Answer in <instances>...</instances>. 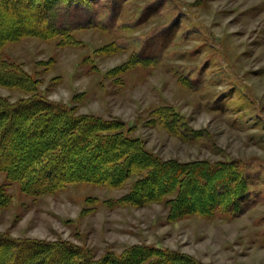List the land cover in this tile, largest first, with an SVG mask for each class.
<instances>
[{"label":"rangeland","instance_id":"rangeland-1","mask_svg":"<svg viewBox=\"0 0 264 264\" xmlns=\"http://www.w3.org/2000/svg\"><path fill=\"white\" fill-rule=\"evenodd\" d=\"M113 4H90L101 8L99 21L82 31H74L86 24L77 12H58L55 22L70 27L64 33L74 46L26 37L6 43L4 58L37 78L48 100L76 108L77 116L123 121L164 160L242 162L250 201L242 215L172 222L163 205H116L129 187L111 189L72 176L53 193L34 196L1 172L8 203L0 209V233L71 242L97 259L145 245L200 264H264V0ZM141 53L147 61H129ZM0 97L14 103L30 95L0 86ZM160 108L196 133L181 129L185 140L171 136L154 115Z\"/></svg>","mask_w":264,"mask_h":264},{"label":"trees","instance_id":"trees-1","mask_svg":"<svg viewBox=\"0 0 264 264\" xmlns=\"http://www.w3.org/2000/svg\"><path fill=\"white\" fill-rule=\"evenodd\" d=\"M116 1L119 0H113V6ZM60 2L0 0V11L5 14L0 17V86L30 95L14 103L0 97V173H7L11 181H20L22 190L34 196L53 193L73 180L72 176L111 189L129 187L116 205H163L172 222L197 215H242L250 201L251 185L242 162L164 160L150 152L140 138L132 136V130H126L123 121L77 116L76 108L48 100L39 92L41 83L37 78L4 58L2 48L6 43L26 37L59 39L62 44L74 46V38L70 40L71 35L64 33L70 27L55 22L60 11L65 17L67 12H77L79 19L85 21L74 31L92 28L99 21L101 8L92 9L90 4L99 7L103 0ZM90 10L91 15L86 17ZM117 17L118 13L114 20ZM136 57L140 63L148 60L141 53L131 56L129 61ZM154 115L173 137L185 140L183 129L196 133L178 122V115L172 110L160 108ZM7 203L8 197L0 190V209ZM0 264L200 263L188 255L145 245L97 259L71 242L17 239L0 233Z\"/></svg>","mask_w":264,"mask_h":264}]
</instances>
